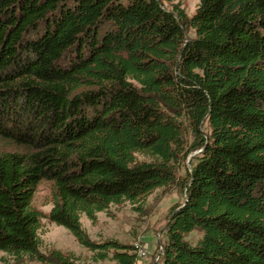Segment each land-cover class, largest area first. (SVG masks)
<instances>
[{
  "label": "trees",
  "instance_id": "1",
  "mask_svg": "<svg viewBox=\"0 0 264 264\" xmlns=\"http://www.w3.org/2000/svg\"><path fill=\"white\" fill-rule=\"evenodd\" d=\"M181 1L0 0V141L18 149L0 151L5 264H84L43 250V180L48 218L95 260L139 256L92 240L83 214L179 183L160 264H264V0Z\"/></svg>",
  "mask_w": 264,
  "mask_h": 264
},
{
  "label": "rangeland",
  "instance_id": "2",
  "mask_svg": "<svg viewBox=\"0 0 264 264\" xmlns=\"http://www.w3.org/2000/svg\"><path fill=\"white\" fill-rule=\"evenodd\" d=\"M182 7L189 16H192L200 0H182ZM189 36H194L190 30ZM18 150L15 145L7 141H0V151ZM21 150V149H19ZM199 150L191 153L185 166L192 169L194 157ZM179 168V176L186 174V167ZM186 191L180 188L179 183L156 188L146 197L136 202L126 201L112 205L108 211L100 212L95 223L83 214L81 217L83 227L92 240L100 242L114 239L121 243L134 246L137 253L142 246L149 248L148 256H139L138 264H160L158 256L162 253L167 240L166 227L169 221V211L177 203H183ZM54 205V186L51 181L43 180L34 195L33 206L43 213L39 235L43 242V250L53 248L62 251L74 252L84 264H117L112 259L95 260L93 252L81 245L71 232L63 226L57 225L48 218ZM201 232L195 230L188 234L187 239L196 242ZM140 246V247H139ZM6 254L0 251V264H5L3 257Z\"/></svg>",
  "mask_w": 264,
  "mask_h": 264
},
{
  "label": "built area",
  "instance_id": "3",
  "mask_svg": "<svg viewBox=\"0 0 264 264\" xmlns=\"http://www.w3.org/2000/svg\"><path fill=\"white\" fill-rule=\"evenodd\" d=\"M141 248H142V251H143V258L147 257L148 253H149V248L147 246H142ZM158 258H159V256H158Z\"/></svg>",
  "mask_w": 264,
  "mask_h": 264
},
{
  "label": "bare ground",
  "instance_id": "4",
  "mask_svg": "<svg viewBox=\"0 0 264 264\" xmlns=\"http://www.w3.org/2000/svg\"><path fill=\"white\" fill-rule=\"evenodd\" d=\"M138 256H143V251H142V248H141V249H139Z\"/></svg>",
  "mask_w": 264,
  "mask_h": 264
},
{
  "label": "water",
  "instance_id": "5",
  "mask_svg": "<svg viewBox=\"0 0 264 264\" xmlns=\"http://www.w3.org/2000/svg\"><path fill=\"white\" fill-rule=\"evenodd\" d=\"M203 149H200L197 153H195L192 157H194L195 155L199 154Z\"/></svg>",
  "mask_w": 264,
  "mask_h": 264
}]
</instances>
